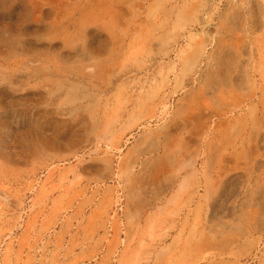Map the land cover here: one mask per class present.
Instances as JSON below:
<instances>
[{"label": "rangeland", "instance_id": "1", "mask_svg": "<svg viewBox=\"0 0 264 264\" xmlns=\"http://www.w3.org/2000/svg\"><path fill=\"white\" fill-rule=\"evenodd\" d=\"M0 264H264V0H0Z\"/></svg>", "mask_w": 264, "mask_h": 264}]
</instances>
